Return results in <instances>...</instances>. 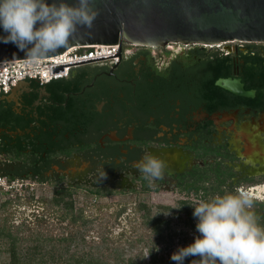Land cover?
Wrapping results in <instances>:
<instances>
[{"label": "flooded vegetation", "instance_id": "flooded-vegetation-1", "mask_svg": "<svg viewBox=\"0 0 264 264\" xmlns=\"http://www.w3.org/2000/svg\"><path fill=\"white\" fill-rule=\"evenodd\" d=\"M126 44L114 63L75 67L63 87L28 80L16 101L0 97L1 113L18 116L14 128L0 127V139L12 146V153L0 152V172L37 181L65 179L90 193L169 187L201 192L203 200L218 188L233 192L239 177L264 174V141L240 130L242 124L264 121V108L244 104L228 91L197 90L194 80L191 89L180 87V73L203 65L205 58L194 50L218 48L226 54L236 52L239 43ZM230 77L240 78L236 71ZM146 153L166 165L163 178L151 184L137 167ZM221 177L226 180L217 185ZM198 183L203 186L195 190ZM262 188L253 183L247 190L260 194ZM251 198L264 204L257 195Z\"/></svg>", "mask_w": 264, "mask_h": 264}, {"label": "rangeland", "instance_id": "rangeland-1", "mask_svg": "<svg viewBox=\"0 0 264 264\" xmlns=\"http://www.w3.org/2000/svg\"><path fill=\"white\" fill-rule=\"evenodd\" d=\"M232 43L239 41L227 42ZM240 130L264 141V121L242 124ZM1 177L0 264H15L10 263L7 251L9 238L4 233L8 230L17 238L16 253L24 257L18 264H80L77 262L80 256L100 258L107 264H148L149 249H158L168 259L178 248L200 235L192 206L203 199L201 192L149 187L135 191L113 190L94 196L83 186L70 187L65 179L62 182L28 178L7 181ZM236 180L233 191L239 188L250 197L257 195L264 201V188L260 194L247 190L253 183L264 184V174ZM62 185L69 186L71 192L64 198L72 203L69 211L64 202L58 205L53 202L54 197L59 196L55 190ZM79 211L82 217L73 219L69 215L71 212L76 216ZM259 223L264 226L261 218ZM70 236L74 238L72 241L60 240ZM59 253L61 257L56 255Z\"/></svg>", "mask_w": 264, "mask_h": 264}, {"label": "clouds", "instance_id": "clouds-1", "mask_svg": "<svg viewBox=\"0 0 264 264\" xmlns=\"http://www.w3.org/2000/svg\"><path fill=\"white\" fill-rule=\"evenodd\" d=\"M97 15L90 0H0V27L7 33L0 39L14 43L25 51V60L35 63L67 46L78 26L90 29ZM137 167L151 184L163 178L166 165L146 153ZM253 206L247 191L239 188L199 200L192 207L200 235L172 253L171 260L183 264L192 256L199 257L192 264H264V226Z\"/></svg>", "mask_w": 264, "mask_h": 264}, {"label": "water", "instance_id": "water-1", "mask_svg": "<svg viewBox=\"0 0 264 264\" xmlns=\"http://www.w3.org/2000/svg\"><path fill=\"white\" fill-rule=\"evenodd\" d=\"M45 2L51 4L53 0ZM65 2L75 4L76 0ZM90 3L93 9L98 10L92 27L78 26L68 45L54 54L73 45L118 41V47L114 54L51 65V72L63 70L64 65L114 55L119 57L121 40L152 46H162L167 42H264V0H90ZM5 36L7 33L0 27V37ZM19 58H25V51L0 39V61ZM214 83L238 96L252 97L255 92L245 89L237 77H218ZM27 84L28 80L18 81L8 96L1 97L16 101L15 94L24 91Z\"/></svg>", "mask_w": 264, "mask_h": 264}, {"label": "trees", "instance_id": "trees-1", "mask_svg": "<svg viewBox=\"0 0 264 264\" xmlns=\"http://www.w3.org/2000/svg\"><path fill=\"white\" fill-rule=\"evenodd\" d=\"M240 46H237L236 52H229L224 54L222 50L214 49L212 51H208L202 48H197L194 50L198 55L203 56L205 59L203 60V65L200 66L195 72H183L179 74L180 79V87L181 89L189 90L191 89V82L194 80L197 83V90L208 89V91H227L220 86L215 85L214 81L216 78L220 76H231L234 71L237 72V75L240 77L241 82L245 89H253L255 91V95L253 97H245V96H237L244 101V104L250 105L255 109H263L264 108V42H239ZM228 63V66L225 64ZM224 66V67H223ZM77 67V66H76ZM236 67V68H235ZM66 78L52 79L47 83L43 84L44 86H55V87H63ZM232 94V93H231ZM18 116L13 114L12 110L6 112L5 115L1 113V103H0V127H5L10 125V128H14L15 125L18 124L16 121ZM20 150L17 153L22 152L23 146H20ZM10 152L12 153V146L8 142H4L0 139V152ZM35 151L40 152V148H35ZM218 168H220L221 164L216 163ZM40 175V170L37 169L35 171ZM4 175L7 181H11L14 179H33L37 177H24V176H16V175H8L6 176L4 173L0 172V176ZM17 177V178H16ZM40 177V176H39ZM226 177H221L217 181V185H222ZM41 180V179H40ZM203 186V183H198L195 185V190H200ZM191 185H188L186 189L188 190ZM219 192L217 194L224 195L225 193L221 188H218ZM94 195L104 194L99 191H91ZM55 194L59 195L58 197H54L53 202L55 204H59L60 202H64V207L69 211L72 207V203L68 201H64V198L71 194L68 187L60 186L55 190ZM207 200V198H204ZM253 211L257 214L259 218L264 221V204L262 202H253ZM66 213L63 215V217ZM69 215L76 219V217H82L81 211L77 213V215H72L70 212ZM158 220H155L157 223ZM157 226V225H156ZM3 228H0V233ZM4 232V231H3ZM9 238V246L8 253L10 256V263L18 264L24 258L20 256L15 251V241L16 236L11 235L9 230L4 233ZM69 240L72 241L73 237H62L60 240ZM188 242L185 246L191 244ZM184 246V247H185ZM18 254V255H17ZM58 257H61V253L56 254ZM199 260V257H186L183 261V264H192V261ZM23 262V261H22ZM80 264H107L106 261L100 258H84L80 256V259L77 260ZM68 264V263H63ZM148 264H176L175 261L171 260V258L166 259L162 254L158 252V250L149 249V258Z\"/></svg>", "mask_w": 264, "mask_h": 264}, {"label": "built area", "instance_id": "built-area-1", "mask_svg": "<svg viewBox=\"0 0 264 264\" xmlns=\"http://www.w3.org/2000/svg\"><path fill=\"white\" fill-rule=\"evenodd\" d=\"M124 40L120 41V50L127 47ZM118 47V41L111 44H87L73 45L62 52L49 55L35 63L24 58L0 61V97L7 94L11 87L21 80H34L39 85H43L52 79L66 78L70 72L78 65L88 62H98L101 64H111L117 61L118 55L64 65L63 70L51 72V65L94 58L109 54H114ZM2 177L0 176V183ZM2 185V184H1ZM3 186V185H2ZM4 187V186H3Z\"/></svg>", "mask_w": 264, "mask_h": 264}]
</instances>
